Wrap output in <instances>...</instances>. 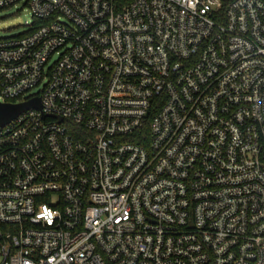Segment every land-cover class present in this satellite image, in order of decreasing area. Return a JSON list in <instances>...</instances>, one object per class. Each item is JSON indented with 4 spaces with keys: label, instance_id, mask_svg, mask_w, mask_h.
<instances>
[{
    "label": "built area",
    "instance_id": "obj_1",
    "mask_svg": "<svg viewBox=\"0 0 264 264\" xmlns=\"http://www.w3.org/2000/svg\"><path fill=\"white\" fill-rule=\"evenodd\" d=\"M19 3L0 264H264V0Z\"/></svg>",
    "mask_w": 264,
    "mask_h": 264
},
{
    "label": "rangeland",
    "instance_id": "obj_2",
    "mask_svg": "<svg viewBox=\"0 0 264 264\" xmlns=\"http://www.w3.org/2000/svg\"><path fill=\"white\" fill-rule=\"evenodd\" d=\"M34 16L30 7L19 3L17 6L4 9L0 12V30L2 36H15L24 33L29 26L27 23L34 22ZM40 87L35 88V91Z\"/></svg>",
    "mask_w": 264,
    "mask_h": 264
},
{
    "label": "water",
    "instance_id": "obj_3",
    "mask_svg": "<svg viewBox=\"0 0 264 264\" xmlns=\"http://www.w3.org/2000/svg\"><path fill=\"white\" fill-rule=\"evenodd\" d=\"M34 107H42L40 97L32 98L27 100V102L22 101L9 103L0 101V127L9 123L24 111Z\"/></svg>",
    "mask_w": 264,
    "mask_h": 264
},
{
    "label": "trees",
    "instance_id": "obj_4",
    "mask_svg": "<svg viewBox=\"0 0 264 264\" xmlns=\"http://www.w3.org/2000/svg\"><path fill=\"white\" fill-rule=\"evenodd\" d=\"M7 227H10L9 225H5V224H3V223H0V228H7Z\"/></svg>",
    "mask_w": 264,
    "mask_h": 264
}]
</instances>
